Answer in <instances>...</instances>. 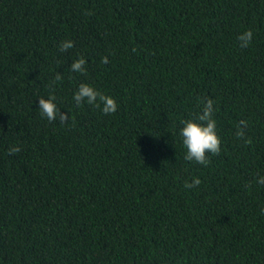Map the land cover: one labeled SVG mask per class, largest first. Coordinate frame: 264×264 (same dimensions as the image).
Instances as JSON below:
<instances>
[{"label":"trees","instance_id":"trees-1","mask_svg":"<svg viewBox=\"0 0 264 264\" xmlns=\"http://www.w3.org/2000/svg\"><path fill=\"white\" fill-rule=\"evenodd\" d=\"M208 99L201 165L180 129ZM261 178L264 0H0V264H264Z\"/></svg>","mask_w":264,"mask_h":264},{"label":"clouds","instance_id":"clouds-1","mask_svg":"<svg viewBox=\"0 0 264 264\" xmlns=\"http://www.w3.org/2000/svg\"><path fill=\"white\" fill-rule=\"evenodd\" d=\"M253 33L248 30L238 36V41L240 42L241 48H247L252 41ZM72 41H64L60 45L61 51H66L72 48ZM103 63L107 64V57L103 58ZM86 61L84 58H80L74 61L71 65V70L73 72H84ZM55 79L59 81L61 76L58 74ZM73 99L76 101L77 105L81 102L87 101L88 104L94 105L97 108H101L104 114H111L117 111V103L115 99L111 96L102 94L101 92L94 89L88 84H80L78 90L76 91ZM56 97L51 95L49 98L45 99L40 97L39 99V113L45 116L49 121H55L57 118L62 124L69 121L70 116L67 112H61L55 103ZM214 104L211 99H208L204 103L202 112L199 113L195 119H188L182 121L183 127L180 129V136L182 137L183 146L186 148L185 159L188 161H195L201 165H207L209 160L207 154L218 155L221 151V140L216 132V121L213 118ZM241 124L245 127L247 126L246 121H241ZM238 138L244 137V132L240 129L236 133ZM245 143H251L248 139ZM20 151L18 146H14L9 149V154L17 153ZM201 180L197 177L191 183L185 182V188H193L198 186ZM258 183L264 184V178L258 180Z\"/></svg>","mask_w":264,"mask_h":264}]
</instances>
